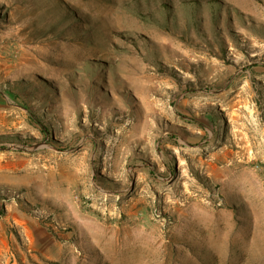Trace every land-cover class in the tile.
Masks as SVG:
<instances>
[{"label": "rangeland", "instance_id": "1", "mask_svg": "<svg viewBox=\"0 0 264 264\" xmlns=\"http://www.w3.org/2000/svg\"><path fill=\"white\" fill-rule=\"evenodd\" d=\"M0 264H264V0H0Z\"/></svg>", "mask_w": 264, "mask_h": 264}, {"label": "bare ground", "instance_id": "2", "mask_svg": "<svg viewBox=\"0 0 264 264\" xmlns=\"http://www.w3.org/2000/svg\"><path fill=\"white\" fill-rule=\"evenodd\" d=\"M98 215V214H97Z\"/></svg>", "mask_w": 264, "mask_h": 264}]
</instances>
